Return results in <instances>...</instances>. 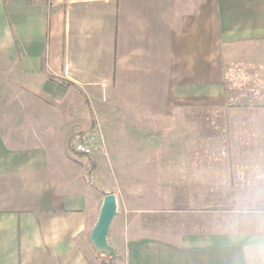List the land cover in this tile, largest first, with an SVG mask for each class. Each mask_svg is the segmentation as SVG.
Returning a JSON list of instances; mask_svg holds the SVG:
<instances>
[{"label": "crops", "instance_id": "0c3cea01", "mask_svg": "<svg viewBox=\"0 0 264 264\" xmlns=\"http://www.w3.org/2000/svg\"><path fill=\"white\" fill-rule=\"evenodd\" d=\"M195 104L219 110L210 131L230 144L264 134L242 117L264 113V0H0V264H101L89 234L115 192L109 133ZM78 131L103 147L75 153ZM257 162L213 185L264 190L263 172L241 171ZM242 209L197 218L171 204L153 218L143 206L115 216L107 240L125 264H238L228 228Z\"/></svg>", "mask_w": 264, "mask_h": 264}, {"label": "rangeland", "instance_id": "374dc122", "mask_svg": "<svg viewBox=\"0 0 264 264\" xmlns=\"http://www.w3.org/2000/svg\"><path fill=\"white\" fill-rule=\"evenodd\" d=\"M204 106L195 104V108L190 110L183 107L182 111L163 117L159 125L148 122L139 131L125 132L119 129L109 133L110 142L115 144L117 153L111 162L114 175L110 179L106 177L103 182L118 197L114 225L120 218H140L139 209L143 206L153 208L147 213L153 218L157 216L155 210L171 204L194 207L195 212L190 211L186 215L197 218L231 216L238 208H264V190H258L262 186L248 185L239 188L241 192H235L230 191L235 187L229 182L226 186L213 185L219 180L230 181V174L237 171L235 165L254 166L264 158V134H237L241 141L230 144V133L210 131V122L219 120V110ZM255 107L244 108L252 110ZM263 115L248 114L242 117L245 125L260 118L258 124L263 129ZM84 134L81 131L73 133L71 143L76 142L77 136L83 138ZM241 171L246 179L264 173L258 168ZM205 181L210 185L204 184ZM219 188L229 191H217ZM143 214L146 216L145 210ZM135 225L134 233L141 234L139 222L136 221Z\"/></svg>", "mask_w": 264, "mask_h": 264}, {"label": "clouds", "instance_id": "9594fccd", "mask_svg": "<svg viewBox=\"0 0 264 264\" xmlns=\"http://www.w3.org/2000/svg\"><path fill=\"white\" fill-rule=\"evenodd\" d=\"M228 231L239 249L238 264H264V208L239 210Z\"/></svg>", "mask_w": 264, "mask_h": 264}, {"label": "water", "instance_id": "95a60500", "mask_svg": "<svg viewBox=\"0 0 264 264\" xmlns=\"http://www.w3.org/2000/svg\"><path fill=\"white\" fill-rule=\"evenodd\" d=\"M118 212L117 196L108 192L103 196L97 220L91 229L89 239L98 252L115 255L116 251L108 243V235L111 223Z\"/></svg>", "mask_w": 264, "mask_h": 264}, {"label": "built area", "instance_id": "2783aa9c", "mask_svg": "<svg viewBox=\"0 0 264 264\" xmlns=\"http://www.w3.org/2000/svg\"><path fill=\"white\" fill-rule=\"evenodd\" d=\"M71 147L75 153L83 154V155H91L102 148V143L98 142L93 134L86 133L84 134L83 138L77 136L76 142L73 143L72 141ZM111 264H125V263L122 262L121 260H118L117 258H113Z\"/></svg>", "mask_w": 264, "mask_h": 264}, {"label": "trees", "instance_id": "16d2710c", "mask_svg": "<svg viewBox=\"0 0 264 264\" xmlns=\"http://www.w3.org/2000/svg\"><path fill=\"white\" fill-rule=\"evenodd\" d=\"M71 140H72V136H70L68 138V144H72ZM103 253H105V252H103ZM105 254H107V253H105ZM107 255H109V254H107ZM113 258H114L113 255H109L108 258H106L105 260L101 261V264H111V261H112Z\"/></svg>", "mask_w": 264, "mask_h": 264}]
</instances>
